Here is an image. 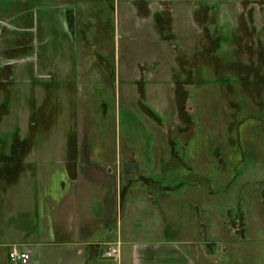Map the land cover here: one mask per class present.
Returning <instances> with one entry per match:
<instances>
[{"label": "rangeland", "instance_id": "1", "mask_svg": "<svg viewBox=\"0 0 264 264\" xmlns=\"http://www.w3.org/2000/svg\"><path fill=\"white\" fill-rule=\"evenodd\" d=\"M53 60L77 63L78 84L53 86ZM132 145L148 163H116ZM66 156L108 161L85 167L115 189L122 236L189 239L213 264L263 259L264 0H0V232L12 223L13 244L49 223Z\"/></svg>", "mask_w": 264, "mask_h": 264}, {"label": "crops", "instance_id": "2", "mask_svg": "<svg viewBox=\"0 0 264 264\" xmlns=\"http://www.w3.org/2000/svg\"><path fill=\"white\" fill-rule=\"evenodd\" d=\"M8 36L5 35L4 41L8 39ZM20 47L23 48L24 46ZM7 50L11 51L10 48ZM18 52L20 53L21 50ZM3 65H5L4 62ZM8 65L13 66L11 61ZM50 68L51 71L47 72V75L51 77L53 86L78 84V77L83 76L79 73V65L70 61L56 62V60H53ZM89 68L94 67L89 65ZM36 69L38 70V67ZM37 79H39L38 74L27 81L31 84L33 82L37 84ZM3 142L5 145L10 143ZM10 146L11 143L8 148ZM103 147L111 150L116 149L114 144H106V146L104 144ZM123 148L124 144L123 146L119 144L117 147L119 152ZM126 148H131L133 155L118 156L116 157V163L145 164L149 162L150 157L145 155L144 159L140 160V157L134 152V148H136L134 145L126 146ZM127 153L130 152H125V154ZM8 157L10 158V156ZM88 160V163H81L82 168L80 169L77 166L80 164L81 159L77 157L66 156L55 160V163L62 165V168H57L51 175L52 184L56 187L55 192L52 194L55 203L52 206L51 219L46 225L41 224L43 228L30 235V239H28L27 230L24 229V234H21V236L24 235V238L21 237L20 240L25 243L20 245L30 251V264L218 263L216 260L212 261L213 259L203 256L202 253L201 255L198 254V251H200L199 243H194L189 239L122 236V232L117 231L116 219L113 218L109 222L110 211L107 210L108 205L117 202L115 189L108 187L105 180L104 183L101 182L106 177L101 166L100 171L102 173L100 174L87 172L85 167L89 164L91 166L108 164V161L99 159L98 156L91 157ZM113 208H111V215L114 214ZM6 229L7 232L11 233L12 223ZM6 229L0 232V264H12L9 260V250L13 245H19L13 244L14 239L10 236L6 238ZM20 233H23V231H16V234ZM118 240L122 243L120 255L115 258H108L106 256L108 249L106 244ZM224 257L227 259L224 261V263L227 261L226 264H264V258L257 260L255 257L256 260H253V255L252 258H249L244 253ZM247 260L251 263H246Z\"/></svg>", "mask_w": 264, "mask_h": 264}, {"label": "built area", "instance_id": "3", "mask_svg": "<svg viewBox=\"0 0 264 264\" xmlns=\"http://www.w3.org/2000/svg\"><path fill=\"white\" fill-rule=\"evenodd\" d=\"M121 244L122 243L119 240L106 244L108 247L106 256L108 258H115L119 256L121 253ZM8 255L12 264H30L31 262L30 251L21 245H13L9 250Z\"/></svg>", "mask_w": 264, "mask_h": 264}]
</instances>
